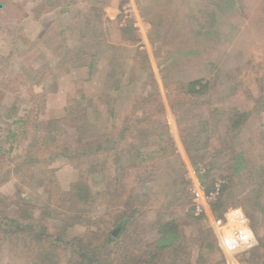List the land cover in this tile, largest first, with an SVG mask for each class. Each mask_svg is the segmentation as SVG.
<instances>
[{
	"label": "rangeland",
	"instance_id": "rangeland-1",
	"mask_svg": "<svg viewBox=\"0 0 264 264\" xmlns=\"http://www.w3.org/2000/svg\"><path fill=\"white\" fill-rule=\"evenodd\" d=\"M216 185L221 215L209 202L195 216L193 190ZM231 208L246 245L223 228ZM11 220L0 264H88L83 251L117 264L167 221L184 251L158 264H264V0H0ZM210 239L218 252L200 261Z\"/></svg>",
	"mask_w": 264,
	"mask_h": 264
},
{
	"label": "trees",
	"instance_id": "trees-1",
	"mask_svg": "<svg viewBox=\"0 0 264 264\" xmlns=\"http://www.w3.org/2000/svg\"><path fill=\"white\" fill-rule=\"evenodd\" d=\"M198 83L197 82H192L190 84V86L194 89V87H196ZM194 92H198L197 90H195ZM206 173V171H205ZM224 185H221L219 190H218V194L216 195V197L210 202V209L211 212L213 214H217L218 217L221 215L222 213V209L224 206V197H223V190H224ZM129 217L128 215L125 216V214H123L121 221L119 223L120 226V232L124 233L125 229H126V225H127V221H128ZM8 221H6L5 223H0V226L5 225L6 226H14L16 227V229L18 228V225L14 222V221H9V223H11L10 225H6ZM1 229V228H0ZM3 230V229H2ZM1 230V231H2ZM5 233V232H3ZM10 233V231H9ZM12 233V232H11ZM16 233V232H14ZM12 235V234H11ZM211 235V234H210ZM106 241L105 243L107 245L109 244H113L114 246H118L120 247V245H122V247L124 246V244L120 243L118 241V239L116 237H114L110 232H108L105 236ZM179 240V233H178V225L176 224L175 221H167V222H163V223H159L158 227H157V238L149 243V244H141L138 242H135L136 244H139V247H136L137 250H139V253H131V254H122L123 256H121L117 262V264H158V257H161V255H170V257H172L171 255L173 253L176 254H181V252L184 251L183 248H181L179 246V244H177ZM256 244L253 245L255 249H263L264 250V237L263 238H258L256 239ZM180 247V251L178 252V248ZM199 259L200 261H202L204 259V254L201 252L206 251V253L208 254L209 257H214L216 256V253L218 252V248L215 244V242L213 240L210 239V241L206 240L205 242H201L200 243V248H199ZM85 261H88V264H102L99 263L98 261L94 260V258L92 256H90V253L88 251V258H86L87 256V252L83 251L82 252ZM207 260L204 259V263L202 262V264H205ZM104 264H111V263H107L105 261ZM214 264V263H211ZM216 264H221V263H216Z\"/></svg>",
	"mask_w": 264,
	"mask_h": 264
},
{
	"label": "built area",
	"instance_id": "built-area-1",
	"mask_svg": "<svg viewBox=\"0 0 264 264\" xmlns=\"http://www.w3.org/2000/svg\"><path fill=\"white\" fill-rule=\"evenodd\" d=\"M199 175L205 173L204 169L199 170ZM199 190H193V202H194V212L195 216H200L206 212V208L209 202H211L216 195L218 194L219 186L216 185L215 188L209 192L204 193L202 188ZM200 196L203 199V202L199 201ZM223 228L226 230V233L231 235L237 244H247L251 241V237L248 231V220L245 217L242 209L240 208H231L224 215V220L222 222Z\"/></svg>",
	"mask_w": 264,
	"mask_h": 264
}]
</instances>
